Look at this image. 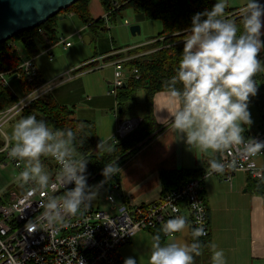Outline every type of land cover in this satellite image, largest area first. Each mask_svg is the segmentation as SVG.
I'll return each instance as SVG.
<instances>
[{
  "label": "clouds",
  "instance_id": "9594fccd",
  "mask_svg": "<svg viewBox=\"0 0 264 264\" xmlns=\"http://www.w3.org/2000/svg\"><path fill=\"white\" fill-rule=\"evenodd\" d=\"M229 2L216 0L210 9L192 15L178 68L163 90L171 111L157 109L153 104L152 112L158 122L171 116L175 141H182L190 151L199 149L204 154H215L242 146L244 154L255 155L264 151V141L246 140L243 133L253 123L249 105L250 99L258 94L254 77L264 72V58L260 56L264 50V0H245L239 10L242 27L225 18ZM43 88L51 91L49 83ZM32 91L35 94L40 89ZM22 111L19 105L0 111L3 141L0 151L6 150L9 158L25 162L15 180L22 187L33 184L45 195L64 188L61 195H50L39 205L43 210L41 219L49 227L62 223L66 217L84 215L100 194L105 180L120 168L117 164L106 165L101 172L103 179L89 184L88 163L76 151V132L70 128L53 130L45 120L31 114L21 115ZM41 157H51L60 165L55 180L45 170ZM207 163L206 175L223 173L231 166L216 158L208 159ZM186 226V219L176 216L164 222L161 232L169 236L182 232ZM29 231H36L35 224ZM191 234L190 243L167 244L162 243L160 234L153 235L149 264H195V258L202 255L204 248L199 238L206 232L201 225L193 228ZM85 235L84 243L92 239L91 230ZM207 247L212 264H226L222 249L218 250L214 243ZM78 261L85 264L83 257ZM123 264H138V261L129 256Z\"/></svg>",
  "mask_w": 264,
  "mask_h": 264
},
{
  "label": "crops",
  "instance_id": "0c3cea01",
  "mask_svg": "<svg viewBox=\"0 0 264 264\" xmlns=\"http://www.w3.org/2000/svg\"><path fill=\"white\" fill-rule=\"evenodd\" d=\"M244 3L245 0H230L226 9H236L240 13L239 10ZM89 9L93 20L104 19L107 15L100 0H90ZM135 16L138 23L145 24L142 21L143 17ZM60 17L57 22L58 31L60 29L63 31L62 36L59 31L60 41L71 39L76 43L89 36L88 45H94L93 55L92 51L88 53L83 49L72 51L74 43L66 53L57 54L58 49L53 45L54 48L49 54L39 53L35 57V64L45 82L55 80L50 95L56 102L71 109L75 120L94 123L98 139L102 142L108 141L122 122L116 115L118 111L116 97L110 95L114 69L107 66L100 71L89 73L74 71L71 79L60 77L90 60L96 61L94 66L103 63L109 65L118 59L140 58L153 53L155 50L130 54L132 51L155 43L157 36L163 30L162 24L159 23L161 27H154L153 34H147L145 40L121 48L116 45L113 38L108 39L105 35H101L108 29L90 32L77 16L66 14L62 16V20ZM13 45L17 47L15 43ZM261 53L264 58V50ZM21 55L25 58L23 53ZM153 104L157 109L171 111V105L163 92L155 96ZM249 111L253 123L250 128L245 129L243 133L245 139L259 133L264 126V115L252 99H250ZM156 122L162 127V132L150 140L120 170L122 191L135 205H150L161 199L164 195L162 173L182 170L205 171L208 168V159L216 158L219 161L221 159L222 153L204 154L199 149L190 151L182 141H175L177 137L171 127L170 115L169 119L159 122L156 120ZM257 164L264 170V155L257 159ZM253 183H255L254 187H252ZM204 190L210 227L207 237L218 250L224 251L226 264H264V177L254 179L247 173L239 172L232 182L228 183L224 175L213 176L205 180ZM191 230L187 225L176 237L165 238L164 244L192 242ZM152 236L153 233L150 232L135 234L120 252L122 264L129 256H134L138 264H149Z\"/></svg>",
  "mask_w": 264,
  "mask_h": 264
},
{
  "label": "built area",
  "instance_id": "2783aa9c",
  "mask_svg": "<svg viewBox=\"0 0 264 264\" xmlns=\"http://www.w3.org/2000/svg\"><path fill=\"white\" fill-rule=\"evenodd\" d=\"M108 19L107 14L105 17L107 23ZM126 25L130 26V23L126 21ZM39 32L42 33V31ZM59 43L64 50L72 46L69 41H59ZM54 46L41 51L40 54H49ZM134 59L136 58L118 59L109 65L103 63L97 66H94L95 60H90L60 78L71 79L74 71L89 73L111 66L114 69V80L110 95L116 97L128 80L139 79L137 69L130 71L126 68V63ZM18 70H20L26 85L31 89L28 95L23 94V97L20 98L15 94L10 80L12 72L0 74V86L9 88L18 98V101L13 105H19L23 109L22 115L31 103L50 95L53 90L52 83L55 80L45 82L42 79L35 64V57L23 60ZM47 83H49L51 91L49 88L41 89ZM39 89L40 91L35 94L32 91ZM140 123V119L122 121L117 132L108 141H101V144L117 143L125 139L136 130ZM248 139L264 141V126L259 133ZM2 146L3 141L0 140V147ZM263 155L264 151L255 155H246L242 151V146H235L221 154L220 162L231 165L226 167L223 173L206 175L204 172L200 179L189 181L177 190L165 193L160 200L150 205L131 203L122 191L121 182H114L110 187L105 188L112 179L111 177L105 180L100 194L91 202L84 215L66 217L62 223L54 227H49L41 219L40 213L43 210L39 205L50 195H61L64 188L61 187L56 192L48 191L45 195L33 184L22 187L19 182L14 180L11 184L16 190H0V264H79L78 258L80 257H83L85 264H122L120 251L135 234L161 231L164 222L176 216H183L191 229L202 225L206 235L200 238H205L210 232L209 213L204 196L205 180L209 177L224 175L225 181L231 183L239 172L247 173L254 179H262L264 170L258 166L257 159ZM42 159L44 163L48 162L47 166L51 163L49 173L55 180L60 165L51 157H42ZM23 162L9 158L6 150L0 151L1 170L11 168V171H16L19 174L24 168ZM17 175H13L14 178ZM34 188L36 190H33ZM30 192L31 195H29ZM101 195H104V201L110 207V211L101 209ZM33 224L36 226V231H29ZM89 230H91L92 239L84 243L87 239L85 233ZM178 234L163 235L165 238L171 239Z\"/></svg>",
  "mask_w": 264,
  "mask_h": 264
},
{
  "label": "trees",
  "instance_id": "16d2710c",
  "mask_svg": "<svg viewBox=\"0 0 264 264\" xmlns=\"http://www.w3.org/2000/svg\"><path fill=\"white\" fill-rule=\"evenodd\" d=\"M102 7L108 14V21L115 22L117 17L125 11L131 10L135 15L147 21L162 24V32L153 44L132 51L130 54L155 50L153 53L136 58L126 63L130 71L137 69L139 79L132 78L121 88L116 96L118 104L117 116L122 121L140 119L141 123L125 139L101 144L97 137L96 126L92 122L78 121L73 118V111L66 106L59 105L52 95L38 99L24 110L22 115H34L43 119L53 130L72 129L76 132V151L80 158L87 161L89 184H97L103 177L101 172L106 165H115L121 169L132 157L140 152L146 144L162 132V127L156 122L153 111V101L157 94L162 93L166 81L171 78L179 65L183 42L187 38L186 29L190 27L191 17L196 12L210 9L213 0H100ZM90 0H79L75 4L61 11L55 17L38 28L20 33L10 40L0 44V74L12 72L17 76L23 94L28 95L31 89L26 85L18 68L23 60L36 57L41 51L59 43L57 21L60 16L73 14L89 28L90 32L107 29L104 19L93 20ZM226 19L234 21L239 27L241 14L236 9H226ZM39 31H42L40 33ZM21 47L22 50L15 48ZM23 53L25 58L21 55ZM261 58L263 54H260ZM258 94L251 98L258 110L264 115V74L259 72L254 77ZM144 91L145 101L140 103L139 93ZM18 98L9 88L0 86V111L15 104ZM42 158V157H41ZM119 170L112 175V179L105 188L114 182H121ZM205 171H172L161 174L164 194L177 190L185 183L200 179ZM116 173V172H115ZM255 183L252 184L254 187ZM205 196V193H204ZM160 234L162 243L165 237L160 230L153 235ZM193 239V237H192ZM204 245L202 255L195 258V264H212L211 251L207 247L211 239L199 238Z\"/></svg>",
  "mask_w": 264,
  "mask_h": 264
},
{
  "label": "water",
  "instance_id": "95a60500",
  "mask_svg": "<svg viewBox=\"0 0 264 264\" xmlns=\"http://www.w3.org/2000/svg\"><path fill=\"white\" fill-rule=\"evenodd\" d=\"M79 0H0V44L14 36L34 30ZM63 17H60L62 20ZM132 36L141 34L140 26L130 28ZM84 43H90L86 36ZM17 76L10 78L11 81Z\"/></svg>",
  "mask_w": 264,
  "mask_h": 264
},
{
  "label": "rangeland",
  "instance_id": "374dc122",
  "mask_svg": "<svg viewBox=\"0 0 264 264\" xmlns=\"http://www.w3.org/2000/svg\"><path fill=\"white\" fill-rule=\"evenodd\" d=\"M126 21L130 23L129 27H127ZM142 21H144V23H145L144 25H141V23H138L135 14L131 10L125 11L124 13H122L120 16L117 17L115 22H108L107 23V29L108 30L106 32H102L101 35H105L108 39L113 38L118 47H121V48L129 47V46L133 45V43L136 41L145 40L147 38L146 37L147 34H153L154 27L160 26V24H159L160 22L147 21L145 19H143ZM132 26H140L141 31L143 29V32H141V34L138 36H135V37L132 36V34L130 32V28ZM148 27H150V29ZM59 31H60V34L62 36L63 31L61 29ZM59 31H58V35H59ZM85 37L83 38V40H81V41L78 40L76 43L74 42L75 40H71V39L69 40L71 44L74 43L73 44L74 48L72 49V51H77L78 49L79 50L83 49L85 51L87 50L88 53H91V51H92V55H93L94 45L92 44L90 46L87 43H84ZM61 38H63V37H61ZM61 41H62V39H61ZM18 49L22 50L20 46L18 47ZM55 49H58L56 52L57 54L66 53V51H67V50H64L61 43H59V45H56ZM59 51H64V52H59ZM97 71H100V70H97ZM11 87L18 97H20V98L23 97V91L20 87L19 80L12 81ZM141 95H143V96H141ZM138 100L140 103L145 101L144 91H140ZM10 123L8 125L9 127H10ZM41 160H42V164L45 167V170L48 171V173H49V166H51V163H49V166H47L48 162L44 163L42 158H41ZM46 166H47V169H46ZM23 167H25V162H23ZM11 170H12L11 168H9L7 170H1L0 169V190H3V189H5L6 191L16 190L14 185L11 183H12V181L15 180L13 175H17L18 172L11 171ZM120 170L118 172L119 175H120ZM114 174H117V171ZM114 174H112V175H114ZM101 209L105 210V211H110V207L104 201V195H101ZM121 251H122V249H121Z\"/></svg>",
  "mask_w": 264,
  "mask_h": 264
}]
</instances>
